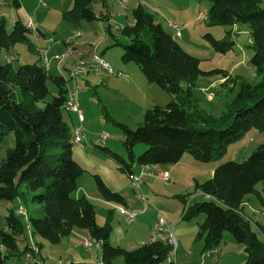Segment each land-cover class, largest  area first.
Here are the masks:
<instances>
[{"label": "trees", "instance_id": "16d2710c", "mask_svg": "<svg viewBox=\"0 0 264 264\" xmlns=\"http://www.w3.org/2000/svg\"><path fill=\"white\" fill-rule=\"evenodd\" d=\"M96 1L74 0L72 10L64 12V20L75 28L83 21H105L106 16L94 11ZM207 1L212 4L207 13L208 26H249L252 40L249 48L253 51L250 64L258 82H242L229 111L220 118L193 106L195 80L220 74L230 79L227 72L202 71L201 61L187 53L151 13L138 6L133 12L134 25L119 30L120 37L127 42L122 43L112 33L115 46L123 49V62L136 64L147 82L170 95L171 101L147 110L136 130L122 126V143L129 161L100 147L127 174H132L136 161L134 148L138 144L148 147L137 159L143 167L178 164L186 153L199 162L210 163L220 160L229 146L242 141L252 130L264 132V0ZM14 5L19 7V0H14ZM232 33L233 29L227 35ZM30 34L31 30L20 21L11 32L1 23L0 53L7 58V53L18 44H26L35 52ZM206 37L219 53L233 49L234 43H229L226 37L223 40H215L209 34ZM37 61H43L42 57ZM48 83L55 86V95L50 93ZM69 100L68 80L51 75L43 62L18 68L0 62V138L10 133L15 137L14 148L7 151L0 165V201L23 198L20 187L26 185L32 193V202L40 206L37 217L29 218L32 234L59 245L74 229L86 230L92 241L101 245L103 264H112L117 258H122L123 264H173L168 262L173 248L165 241H152L131 251L112 246L111 215L104 226H99L93 204L84 196L78 199L73 196L85 171L74 159L75 145L63 116ZM95 179L104 200L125 205L119 193L106 188L98 176ZM258 184L263 185L264 193V143L244 162L220 164L211 180L198 185L196 190L210 199L190 205L183 217L188 221L205 217L197 235V241L204 242V251L219 248L224 234L229 233L236 244L245 248L247 259L243 264H264V226L253 223L243 208L250 195L262 200ZM6 222L9 230L0 229V247L14 255L19 252L18 238L24 235V226L15 210L9 212ZM37 250L35 246L26 247L18 254L36 258ZM0 264H6L2 253Z\"/></svg>", "mask_w": 264, "mask_h": 264}, {"label": "rangeland", "instance_id": "374dc122", "mask_svg": "<svg viewBox=\"0 0 264 264\" xmlns=\"http://www.w3.org/2000/svg\"><path fill=\"white\" fill-rule=\"evenodd\" d=\"M118 1V2H117ZM22 7H16L14 5V0H0V24L4 22L6 30L11 32L13 26L17 21L20 22H32L35 24H40L44 32L45 38L40 39L35 27L31 30L30 38L31 41L37 46H44V50L47 51V57L50 62L51 74L53 76H66V73L61 71H56L54 69L55 64L58 67H64L69 71L76 69L80 62H88L91 58L93 60V55L99 53L100 43L99 39L103 36V26L105 22L94 21V22H82V28H77L75 31L70 24L62 22L61 15L63 11L71 9L73 7L74 0H20ZM124 3V7L122 6ZM97 0L93 4V8L96 14L108 13L111 19V29L112 32L121 40L122 43L127 42L124 38L120 37V31L115 30L116 22L124 25L126 24L127 17H129V22L131 21L132 8H137L141 6L146 11L151 13L155 20L160 23L166 31L172 28V23L182 26V37L178 42L184 48V50L195 58H198L200 63V69L206 72H214L216 70H222L227 72L230 79L225 78L222 74L220 75H206L204 77L195 80V88L192 90V105H196L199 109L205 113L215 117L220 118L223 114L229 111V106L237 94V90L242 84V82L257 83L258 79L254 68L250 64V60L253 56V51L249 48L251 44L250 29L248 25L235 27L226 26H208L207 13L211 9V2L207 0ZM63 23V24H62ZM121 28V27H120ZM173 29V28H172ZM233 29L231 35H227V32ZM77 33H81L80 37L76 36ZM211 35L215 40H223L225 37L229 43H234L233 49L226 54L219 53L210 44L207 39V35ZM47 40L48 47H50L51 41L62 39L59 41L54 49H47V44H43V41ZM67 43V44H64ZM112 43L111 37L107 38L104 44L101 43V48L105 46L106 60L113 67L114 72H122L124 75L129 76L120 78L113 76L120 81L115 80L119 85L111 84L109 87L100 84L102 80L101 74H105V71L100 72H88L85 75L79 76V79L74 82L67 78L68 85L73 86L71 93L75 95L76 103L81 108L85 115V122H83V127L85 132L88 134V138L92 139L98 145L109 147L119 154L125 155V159L129 161L127 152L123 147V130L122 126H125L131 130H136L143 122L144 114L147 110L151 109L154 104L159 106H165L171 101L170 95L166 92L160 90L155 84H149L145 80L139 67L136 64L133 65L135 69L134 73H127L125 69H122L120 65L125 64L121 57L123 54V49L120 46H109L106 48V44ZM77 49H76V48ZM59 48L60 51H57ZM74 49L69 52V50ZM85 49V50H83ZM93 53H92V50ZM12 55L5 57L4 53H0V62L2 64L8 63L13 65L14 68H18L23 64H34L39 63L37 61L39 56L35 52H31L26 44H18L12 50ZM41 57L43 59L42 53ZM67 56V57H66ZM84 56V57H83ZM66 57V58H59ZM58 60H57V59ZM77 60V61H76ZM74 65L68 68L69 62H74ZM43 62V61H42ZM114 63H116L114 65ZM108 64V65H109ZM42 65V64H41ZM78 65V66H77ZM109 65V66H110ZM98 75V76H96ZM139 76L140 83L139 87L127 85L128 80L131 76ZM69 76V75H68ZM220 76L215 90L210 89V91L205 92L203 87L207 84L201 86L203 79H208L209 77ZM233 80H232V79ZM100 79V80H99ZM101 85V86H100ZM150 85L155 89L156 92L146 87ZM207 86V85H206ZM50 93L52 95L56 94V88L52 83H48ZM78 87V91H76ZM77 92V93H76ZM159 93V94H158ZM216 96V97H215ZM215 99L212 101V99ZM152 99L153 102L149 101ZM209 99V100H207ZM78 101V102H77ZM71 115V116H70ZM64 119L68 124L70 131H72L77 123L76 116L74 114H68L67 110L64 111ZM75 123V125H73ZM76 127V126H75ZM105 133L109 135L108 140L103 141L98 138V135ZM90 134V135H89ZM95 135V136H94ZM255 130H252L246 137L245 140L240 141L236 144H232L227 148V152L222 156L217 162H210V164H224L229 161L244 162L251 154L257 149L261 144L264 143V132H261L260 136ZM93 136V137H90ZM85 141V140H84ZM15 146V137L13 133H10L2 138H0V165L5 161L7 151ZM138 147H146L143 151L139 150ZM148 149L146 145L138 144L135 147L136 160ZM98 158L97 160L100 164L102 161V154L94 153ZM82 165V164H81ZM85 172L79 178L77 182V190L73 196H82L84 193L87 195L88 199L95 207L97 215V223L105 224V219L107 216L106 206L103 201H100V195L97 189L95 173L87 168L84 164L82 165ZM125 184H127V189L133 192L132 186L125 179ZM257 190L264 198L263 185L258 184ZM163 192L168 191L165 187L160 189ZM20 192L24 194L22 199H16L15 201H0V229L8 231V225L6 222V217L11 210L17 212V208L23 207L26 211L25 215H20L23 226L24 235L18 238V251L21 253L26 247L33 248L34 246L38 249L41 247L40 257L37 255V259H27L25 256H21L16 252L12 255L6 248L1 250L3 257L6 258V264H42L43 260L46 264H101L100 253H102V248L97 244L93 245L92 248L87 249L82 244V241L92 242L91 237L88 232L76 229L74 233L62 240L59 245H52L46 240L40 238L37 235H33L27 226V221L30 217H37L40 206L32 202V193L28 190L26 185L20 187ZM251 207H245L247 214H249L254 221V223H259L264 226V216L260 212H255L254 208H262L257 196L250 195L249 201ZM264 211V210H262ZM254 212V215L252 214ZM17 214V213H16ZM204 217L203 215H201ZM139 218H136L132 224H129L123 216L115 214L114 221L112 223V228L114 229V236L119 239L117 227L122 231V236H125L127 243H124L126 247L137 246L134 235L141 233V230H136L139 226L137 224ZM262 233V232H261ZM149 235V231L146 229L145 238ZM260 236V235H259ZM132 239V240H131ZM226 239H232L229 233L224 234L223 243ZM234 241V240H233ZM235 242V241H234ZM115 247H120L121 244L113 241ZM236 243V242H235ZM36 244V245H33ZM142 246V245H141ZM242 247V246H241ZM138 248V247H136ZM71 249L75 253L71 252ZM124 249V248H123ZM244 256L245 248L242 247ZM38 251V250H37ZM229 255L238 258L239 253L237 250H231L230 247L225 250ZM180 254V255H179ZM225 254H223V257ZM185 257L178 253L179 264H183ZM36 259V260H35ZM227 259L223 261L227 264ZM243 259L241 263L243 264ZM240 260V259H239ZM122 258H117L112 264H122L120 263ZM89 262V263H88ZM236 262V261H235ZM246 262V261H245Z\"/></svg>", "mask_w": 264, "mask_h": 264}, {"label": "crops", "instance_id": "0c3cea01", "mask_svg": "<svg viewBox=\"0 0 264 264\" xmlns=\"http://www.w3.org/2000/svg\"><path fill=\"white\" fill-rule=\"evenodd\" d=\"M99 1H102V3H103L104 0H99ZM120 2L122 3V0H120ZM19 4H20L19 7L21 8L22 5H21L20 0H19ZM122 6L123 7L125 6L124 3H122ZM135 9L136 8H132L130 10V11H132V17H133V12L135 11ZM70 10H72V8L68 9V11H70ZM66 11L67 10L63 11V13L61 15V19H62L61 21L68 23L63 18V14ZM98 15H102V16L107 17L106 20L103 21V22H105V24L103 26V36L99 39L98 43H100V50H99L100 55L109 64V62L106 60L107 54H105V52H104L105 46H104V48H101V43L104 44V42L107 41V38L111 37L112 43L109 42V44H106V48L109 46L110 47L115 46V37H112L113 32H111V30L109 28V26L111 25V19H110V16L108 13H99ZM99 21H101V20H99ZM156 22H157V20H156ZM27 23H28V21L23 22V24H25V25ZM116 23L117 24H115V26L118 24L121 25V26H116V28H115V30L119 31L123 26H133L134 25V18H132L131 21L129 22V17H127L126 24H124V25H122L118 22H116ZM68 24H70V23H68ZM70 26L75 31H77L76 30L77 28H75L73 25L70 24ZM42 27H44V26H42ZM42 27L38 23L35 24V29H36L40 39H42V37L45 38ZM79 28L80 29L82 28V22L80 23ZM235 28H239V27H235ZM169 33L174 35V33H175L174 29L170 28ZM80 34L81 33H77L76 36L80 37ZM250 38H251V36H250ZM47 40L48 39H45L43 41V44H47L46 47H48ZM118 40L121 41L119 38H118ZM59 41H62V39H58V40L54 39V41H51L50 47H48L47 49H50V48L54 49L55 45ZM30 43L33 46V48L35 49V53L41 59V56L39 54V50L43 49L44 46L43 45L42 46L35 45L31 41V38H30ZM64 44H67V43L64 42ZM83 50H85V49H83ZM57 51H60L59 48L57 49ZM92 53H93V50H92ZM7 54L12 55V52L10 51ZM76 61L69 62L68 68L70 66L74 65V63ZM41 64H42V61H41ZM115 64L116 63H114V65ZM129 64H134V63H131V62L125 63V64L120 65V67L122 69H125V71H127V73H129V72L134 73L135 69L133 67H131L133 65H129ZM54 69L56 71H59L60 73H61V71H62V73L65 72L66 76H64V74L62 75V77H64L65 79H67L69 77L68 75H69L70 70H68L65 65L62 68V67H58V64L56 63L54 66ZM112 69H113V67H112ZM113 71H114V69H113ZM49 72H51V69L49 70ZM254 72H255V70H254ZM96 76H98V75H96ZM101 76H102V80L99 79L101 85H104V83H105V86H107V87H109L111 84H115V85L120 86L119 83L115 82V80L120 81L119 80L120 78L116 79L113 77V75H109L107 73L101 74ZM127 76H129V75L126 74L125 77H127ZM219 77L220 76L209 77L207 80L203 79V81L201 82V86L204 85L205 82L207 81V84H205L203 86V87H206V88H204V91L208 92V91H210V89L215 90L216 88H218L217 83H219V81H218V80H220ZM122 78H124V77H122ZM204 78H206V77H204ZM127 80H128V83H127V85L124 84L125 87H128V86H134L135 88L139 87V85H138L140 83L139 76H137V75L131 76V78L127 79ZM68 87H69V90H73V86L70 87V85H68ZM146 87L153 90V92H156L155 89H153V87H151L150 85H146ZM76 91H78V87H77ZM70 93H71V91H70ZM215 97L212 99V101L215 99ZM207 100H209V99H207ZM149 101L153 102L152 99H149ZM154 106H159V105L154 104L153 107ZM78 109L83 114L84 122H85V120H86L85 115L82 112L79 105H78ZM67 113L68 114H74L76 116L77 123L79 122L78 116L76 113H72V112H67ZM73 125H75V123H73ZM78 125H79V123H78ZM78 125L76 124L75 126L77 127ZM75 126H74V128H72L73 130L70 131L72 134V138H73V132L76 128ZM258 134L259 135H256V136H260L261 133H258ZM101 135L99 134L98 138L101 139ZM90 137H93V136H90ZM123 140H124V136H123ZM243 140H245V138ZM98 144H99L98 142L95 143L92 139H89L87 132H85V141H84L83 145L82 146H74L73 147V155H74V159L76 160V162L81 167L84 164L87 168H89L92 172L95 173V176H98L100 178V180L106 186V188H108L112 192L119 193L125 199V205L116 204L114 202H108V201L104 200L103 197L99 193V195H100L99 200L103 201L105 203V206H106L105 210H107L106 211L107 216H106L104 223L106 224L107 217L111 215V217H112L111 226H112V223L114 221L116 213L119 216L120 215L123 216V218L126 219V221L128 222V219L121 213V209L126 210L128 213L135 215L134 220L130 223L128 222L129 224H132L136 218H139V221L142 220L141 223L140 222L137 223V224H139V226L136 228V230L142 231V235H141V233H137L133 237V239L135 240V243H136L133 245H137V246H132V247L124 246V243H127L126 240H129V239H126L125 236L121 235L122 231L120 230L119 227H117V230L119 233L118 234L119 239H117L116 236H114V229L112 228V233H111V237H110V244L112 246L115 245L113 243V241H115V242L121 244V246H120L121 248H124L125 250L131 251V250L137 249L136 247L139 248L141 245L150 243L152 241L161 240V241L166 242L167 241L166 236H163V235L155 236L154 232H153L154 224L157 222L159 217H163L167 221V223L173 227L174 235L176 236L177 241H178V248H177V252H176V264H179L178 253H181V255L185 256V257H182L184 259L183 264H224L223 261L225 260V258H228L227 264H240L241 259H243L244 257H245V259L242 261H243V263H245V261L247 259L246 253H245V251H243L246 256H244L243 253H240L243 250L242 247H244V246L236 244L232 239L224 240V243H222L220 245V247L214 251H210V252L204 251V242L203 241H197V235L199 232V228H200L201 224L203 223L205 217L198 216L197 218H194L193 220H190V221L185 220L183 217L185 209L188 208L190 205H193L196 202H201V201L206 200L204 194L201 193L199 190H196V189H197L198 185L203 184L204 182H207V181L212 179V177L214 175V171L218 167V165L199 162V161L195 160L192 155L186 153L183 156L182 160L178 164L152 166V167H150L148 172H144V170H143L144 167L140 166L136 160L132 164V174H127V173L121 171L120 166L116 163V161L112 157L105 155L100 150V147L108 148L113 152H115V151L109 147L100 146ZM145 148L146 147H138V149L141 151H143ZM94 153H100L103 155L102 156L103 159L101 161V164L97 160H94L95 158H98ZM115 153H117V152H115ZM119 155H121L125 159V155H123V154H119ZM134 156L136 159L135 148H134ZM164 173L169 174V181H164L162 179L161 174H164ZM131 175L139 178V182L137 184L138 186L134 185L133 182L131 181V179H130ZM125 179H127L130 186H132L133 192H131L129 189H127L128 186H127V184H125ZM162 187H165V189H167L168 191H166V192L161 191L160 189ZM189 195H191V196H189ZM83 196L88 198L87 195H85V193L82 196H75V198L78 199V198L83 197ZM20 199H22V198H20ZM248 201H249V197L246 199V202L243 204V208H244L245 214L251 218V216L249 214H247L246 208H245V207H251L250 203ZM259 202H260V204L262 203L261 206L263 207V209L262 208H254V211L257 213L261 211V214L264 216V211H262V210H264V198L262 197V200L259 199ZM19 208H17V211ZM21 208H23V207H21ZM252 214L254 215V212H252ZM96 219H97V215H96ZM251 220H252V218H251ZM253 223H254V221H253ZM105 224H103V225L101 224V226H104ZM257 224H259V223H257ZM27 226L29 228V231L32 233L30 225H29V219L27 221ZM146 229L149 231V235L147 236V238H145ZM75 230L76 229H74V231ZM74 231H73V233H74ZM83 231H86V230H83ZM86 232H88V231H86ZM83 241H82V244H83ZM33 245H36V244H33ZM99 246L101 247V245H99ZM228 247H230L231 250H237L238 253L240 254L239 257L235 258V257L229 255L228 252L225 253L226 252L225 250L228 249ZM71 252L75 253V251L72 249H71ZM37 253H38L37 257H40L41 249L38 248ZM101 254L102 253H100V259H101ZM223 254H225L224 257H223ZM37 257H36V259H37ZM29 259H32L30 257V255H29ZM101 262H102V260H101ZM120 263L123 264V260ZM42 264H46L44 260H43Z\"/></svg>", "mask_w": 264, "mask_h": 264}, {"label": "built area", "instance_id": "2783aa9c", "mask_svg": "<svg viewBox=\"0 0 264 264\" xmlns=\"http://www.w3.org/2000/svg\"><path fill=\"white\" fill-rule=\"evenodd\" d=\"M120 1V0H119ZM173 25V29L175 31L174 33V37L177 39H180L182 37V26L181 25H177L175 23H172ZM26 27L29 28L30 30L34 29V24L32 22H29L26 24ZM74 49L69 50L72 51ZM40 53H42L43 55V66L45 68V70L48 72V57L44 56V49H40L39 50ZM67 57V56H66ZM66 57H59V58H66ZM58 58V59H59ZM57 59V60H58ZM85 70H94L96 72H100V71H105L107 74L109 75H113V76H117L119 78L124 77L125 75L121 72L115 73L112 69L111 66H108V63L105 61V59L100 55V53L96 54L95 58L90 59V63L86 64L84 66V72ZM74 72V70H73ZM78 78V75H77ZM67 112H72V113H76L78 116V120H79V132H78V136L76 138L77 141V146H81V139H85V131L83 128V114L81 113V111L78 109V106H74L72 109H70ZM109 135L103 133L101 135V140L106 141L108 140ZM150 169V167H144V172H148V170ZM161 177L164 181H169V174L168 173H164L161 174ZM131 181L133 182V180H139L138 177L136 176H132L130 177ZM206 199H209L208 197H205ZM21 213H22V208H21ZM121 213L128 219V222H132L135 218L134 214L128 213L126 210L121 209ZM23 215V214H22ZM153 232L155 236H166V242L168 244H170L172 246V251L168 257V262L169 263H173L176 264V252H177V248H178V241L176 236L174 235V230L173 227L171 225H169L167 223V221L163 218V217H159L157 222L154 224L153 226ZM98 242L97 241H83V245L85 248L90 249L93 247V245H97ZM27 259H29V255L26 256Z\"/></svg>", "mask_w": 264, "mask_h": 264}, {"label": "bare ground", "instance_id": "6f19581e", "mask_svg": "<svg viewBox=\"0 0 264 264\" xmlns=\"http://www.w3.org/2000/svg\"><path fill=\"white\" fill-rule=\"evenodd\" d=\"M172 28H173V25H172ZM96 54H98V53H95V55H93V58H95ZM46 55H47V51L44 50V56H46ZM88 63H90V60L88 62H80L78 64L79 66L77 65L78 67L76 69H74V72L73 71L70 72V74H69L70 79L73 80L74 82H76L79 79V76L85 75L90 71L94 72V70H85V72H84V66ZM49 68H50V62L48 61V71H49ZM77 75H78V78H77ZM74 106H78V104L76 103L75 95L73 93H70V100L67 102L66 108L69 111ZM83 119H84V116H83ZM78 132H79V125L75 128V130L73 132V143L75 146H77L76 138L78 136ZM84 140L85 139H81V146L83 145ZM138 182H139V180H133L134 185H137ZM205 197H208L210 199L209 195H205ZM16 213H17V215H22V214L25 215L26 214V212L23 208H22V213H21V207L18 209V211ZM101 264H103V262H101Z\"/></svg>", "mask_w": 264, "mask_h": 264}]
</instances>
